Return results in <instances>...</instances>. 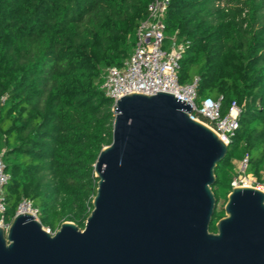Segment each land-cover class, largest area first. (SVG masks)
<instances>
[{
  "label": "trees",
  "instance_id": "trees-1",
  "mask_svg": "<svg viewBox=\"0 0 264 264\" xmlns=\"http://www.w3.org/2000/svg\"><path fill=\"white\" fill-rule=\"evenodd\" d=\"M152 0H0V154L9 182L10 222L23 199L44 228L84 230L96 196L94 165L111 145L113 101L106 69L132 55ZM166 36L182 44L179 81L198 79V100L239 110V129L216 169L217 200L227 201L233 161L264 171V0H170ZM224 217L216 210L210 232Z\"/></svg>",
  "mask_w": 264,
  "mask_h": 264
},
{
  "label": "water",
  "instance_id": "water-1",
  "mask_svg": "<svg viewBox=\"0 0 264 264\" xmlns=\"http://www.w3.org/2000/svg\"><path fill=\"white\" fill-rule=\"evenodd\" d=\"M174 95L130 93L112 107V143L84 230L48 233L31 214L0 227V264H264V192L233 188L217 210L229 146Z\"/></svg>",
  "mask_w": 264,
  "mask_h": 264
},
{
  "label": "built area",
  "instance_id": "built-area-1",
  "mask_svg": "<svg viewBox=\"0 0 264 264\" xmlns=\"http://www.w3.org/2000/svg\"><path fill=\"white\" fill-rule=\"evenodd\" d=\"M170 0H152L147 7V16L136 33L137 43L132 55L121 68H108L103 74L101 89L105 96L113 101V105L130 93L155 95L157 92L168 93L180 101L189 103L192 119L209 127L220 140L230 145L239 129L240 110L233 105L229 113L221 116L220 102L212 99L198 100V79L191 84L179 81V63L184 47L166 36L165 17ZM0 154V227L6 233L10 222L6 219V203L4 190L9 182L5 164ZM236 177L231 183L232 189L252 187L264 192V172L262 181H257L248 170V158L233 161ZM31 214L37 221L38 212L31 201L23 199L15 214ZM40 222V221H39ZM51 233L50 230H46ZM54 234V233H52Z\"/></svg>",
  "mask_w": 264,
  "mask_h": 264
},
{
  "label": "rangeland",
  "instance_id": "rangeland-1",
  "mask_svg": "<svg viewBox=\"0 0 264 264\" xmlns=\"http://www.w3.org/2000/svg\"><path fill=\"white\" fill-rule=\"evenodd\" d=\"M107 70V69H106ZM106 70H105V72H106ZM234 165V164H233ZM234 167H235V165H234ZM264 172V171H263ZM262 172V173H263ZM226 202L227 201H224V200H222V201H220V203L217 205V210L218 211H221V210H223L224 209V206H225V204H226ZM45 230H48L47 228H44Z\"/></svg>",
  "mask_w": 264,
  "mask_h": 264
},
{
  "label": "flooded vegetation",
  "instance_id": "flooded-vegetation-1",
  "mask_svg": "<svg viewBox=\"0 0 264 264\" xmlns=\"http://www.w3.org/2000/svg\"><path fill=\"white\" fill-rule=\"evenodd\" d=\"M216 233V232H215Z\"/></svg>",
  "mask_w": 264,
  "mask_h": 264
}]
</instances>
